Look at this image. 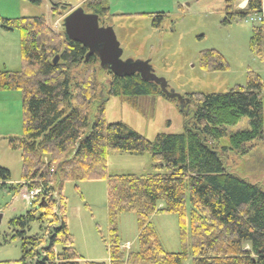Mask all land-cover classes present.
<instances>
[{
  "label": "trees",
  "instance_id": "16d2710c",
  "mask_svg": "<svg viewBox=\"0 0 264 264\" xmlns=\"http://www.w3.org/2000/svg\"><path fill=\"white\" fill-rule=\"evenodd\" d=\"M77 1L85 12L99 16V25L101 19L115 16L109 14L106 0ZM49 2L53 16L70 12L63 0ZM223 11V24L247 15L260 18L252 28L249 50L264 61L262 0H247L243 9H236L234 0H223ZM164 18L159 14L155 20ZM0 28L18 32L21 56L19 71H0V92H21L22 134L8 140L11 149L20 151L21 182L9 190H41L29 210L8 221L11 240L20 241L17 264H79L83 260L73 249L61 189L65 182L94 180H105L107 186L108 262L84 264H184L188 260L190 264H264V190L227 171L218 151L225 129L243 117L248 118L249 128L232 134L230 146L222 150L245 154L262 139L264 87L258 75L247 73L243 87L222 94L186 95L193 126L186 122L184 132L159 134L149 141L122 123H106L102 105L88 123V109L100 101L99 92L105 98H165L158 86L137 74L117 77L110 72L107 85L99 83L97 57L85 60L87 49L52 30L44 17L0 19ZM55 57L58 61L53 64ZM197 61L204 72L227 70L216 50L200 52ZM114 151L147 153L152 167L163 171L146 176L108 175L107 158ZM10 181L9 171L0 168V186L6 188ZM123 212L136 214L140 230V250L127 255L116 227L117 216ZM161 212L176 215L179 253L165 252L149 223L151 215ZM31 225L36 231L27 235Z\"/></svg>",
  "mask_w": 264,
  "mask_h": 264
},
{
  "label": "rangeland",
  "instance_id": "374dc122",
  "mask_svg": "<svg viewBox=\"0 0 264 264\" xmlns=\"http://www.w3.org/2000/svg\"><path fill=\"white\" fill-rule=\"evenodd\" d=\"M63 1L68 4L70 12L82 7L77 0ZM40 2V5H35L28 0H0V19L44 17L52 30L63 34L62 20L68 12L53 16L49 0ZM106 3L109 14L115 16L101 19L100 25L113 29L122 50L121 60L149 61L153 74L163 79L174 93L183 97L192 93L222 94L235 86L243 87L249 72L258 75L264 87V61L249 50L252 28L259 24L256 16L247 15L230 24H223V0H106ZM262 7L264 9V0ZM159 14L165 15V18L155 20ZM251 17L255 20L251 21ZM205 50L218 51L227 63V70L202 71L197 57ZM20 69L18 32L0 28V71L16 72ZM97 79L107 85L110 76L107 71H100ZM102 91L105 92V88ZM0 95H5L0 96V168L8 170L11 178L6 188L0 186V264H17L21 258L20 241L11 240L8 221L31 208L21 198V191L15 193L9 190V186L15 187L21 182L20 151L8 145L10 138H19L22 134L21 92L2 91ZM98 95L100 101L88 109L90 124L99 105H102L106 123H122L149 141L159 134L184 132L186 122L189 126L194 124L191 110L186 115L177 108L175 100L160 95L128 98H105L102 92ZM261 98L264 100V89ZM248 128L246 117L227 127L218 151L227 171L264 190V134L245 154L222 150L223 146H230L229 137L232 134ZM152 165L151 156L147 153L137 155L114 151L107 158L108 175L146 176L163 171L155 170ZM106 192L105 180L65 182L62 185L66 223L73 239V249L83 258L79 264L85 261L108 262ZM187 209H190L189 204ZM149 223L165 252L181 251L175 214L155 213L149 217ZM116 227L124 254L139 251L140 230L136 214L120 213ZM35 231L36 226L31 225L27 235ZM184 264H190V261Z\"/></svg>",
  "mask_w": 264,
  "mask_h": 264
},
{
  "label": "water",
  "instance_id": "95a60500",
  "mask_svg": "<svg viewBox=\"0 0 264 264\" xmlns=\"http://www.w3.org/2000/svg\"><path fill=\"white\" fill-rule=\"evenodd\" d=\"M98 20L97 14L87 13L82 7L72 10L62 20L64 35L87 49L85 60L95 55L99 61L98 70L108 71L117 77L139 75L141 80L158 86L167 99L175 100L177 108L182 113L189 114V99L174 93L163 79L157 78L149 61L121 60L122 50L113 29L100 26ZM57 61L58 57H55L53 64Z\"/></svg>",
  "mask_w": 264,
  "mask_h": 264
},
{
  "label": "built area",
  "instance_id": "2783aa9c",
  "mask_svg": "<svg viewBox=\"0 0 264 264\" xmlns=\"http://www.w3.org/2000/svg\"><path fill=\"white\" fill-rule=\"evenodd\" d=\"M250 20L254 21L255 18L251 17ZM257 20H260V18L258 17ZM40 192H41L40 189L28 190L27 188L24 187L20 192V196L24 201H26L31 206V203L37 198Z\"/></svg>",
  "mask_w": 264,
  "mask_h": 264
},
{
  "label": "crops",
  "instance_id": "0c3cea01",
  "mask_svg": "<svg viewBox=\"0 0 264 264\" xmlns=\"http://www.w3.org/2000/svg\"><path fill=\"white\" fill-rule=\"evenodd\" d=\"M236 1L237 2L234 3L236 9H243V8H245L246 3H247V0H236ZM262 11L264 12L263 7H262ZM139 14H142V13H139ZM0 96L2 97V96H5V95H0Z\"/></svg>",
  "mask_w": 264,
  "mask_h": 264
}]
</instances>
